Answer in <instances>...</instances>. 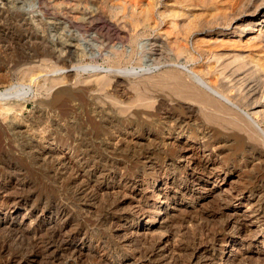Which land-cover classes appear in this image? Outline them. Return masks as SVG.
<instances>
[{
  "label": "rangeland",
  "instance_id": "1",
  "mask_svg": "<svg viewBox=\"0 0 264 264\" xmlns=\"http://www.w3.org/2000/svg\"><path fill=\"white\" fill-rule=\"evenodd\" d=\"M246 1L160 0V10L169 9L166 12L169 15L170 12L186 10V5L191 4L195 19L206 21L235 12ZM114 2L0 0V9L8 4V8L21 9L22 13L0 18L1 75L8 76L14 86L25 83L41 91V87L52 85L54 77L64 73L75 74L68 86H58L50 95L42 92L37 101L29 104L24 115L17 113L19 121L38 117L40 105L50 102L59 89L68 87L73 93H85L94 80L90 78L89 72L92 70L82 72L85 66L96 64L104 70H113L117 64L123 68L135 65L137 68L141 64L137 56L131 60L125 59L128 62L121 61L122 64L106 57L95 61L93 55L97 49L92 47L88 55L80 60H70L68 66L59 63L61 69H65L56 74L54 64L57 60L49 57L45 42L32 38L35 36L23 24L22 16L33 20L37 26H34L35 31L45 35V40H48L61 34L65 37L76 35L73 30L70 34L63 33L61 26H56L54 31L49 24L53 19L66 17L82 20L87 15L83 12L84 8L99 9L97 19L82 25L83 29L95 30L99 42L107 44L106 51H103L105 55L114 52L112 46L118 42V37L126 40V51L133 47L128 32L131 15L128 13L124 19V14L111 11L110 5ZM142 3L146 7L149 2L142 0ZM76 6H80L78 11L73 10ZM136 18L143 22L142 16L136 15ZM159 19L156 18L158 24L165 20L160 19L159 22ZM167 19L164 24L171 20ZM41 22L49 24L48 33L44 34ZM164 24V30L173 32ZM178 25L177 32H180L184 26L182 17L178 18ZM157 37V31L149 30L147 39L140 41ZM173 49L177 47L173 46ZM217 49L221 50L219 47ZM152 65V72H155L153 69L157 65ZM123 87L118 89L119 94H126L122 99L130 103L136 94L129 85ZM106 90L96 86L86 92V106L81 109L82 121L91 123L93 128L100 126L103 135L99 139L78 146L76 152L73 150L75 144L43 142L40 147L42 156L39 150H34L33 153L39 157L32 159L33 162L17 149V144H14L16 152L13 150V154L5 149L0 150V264H74L75 260L69 258V254L55 262L50 253H46L45 247H48L53 236L51 231L59 228L63 229L60 237L72 241L71 251L81 252H75L79 254L75 264H104L103 261H106L105 264H264V158L258 157L257 150L251 149L248 141L235 130L222 129L220 124H215L218 125L216 127L205 120L200 112H190L173 105L174 98L167 91L155 90L161 99L166 100V107H158L161 111L145 109L144 114L129 118L118 114L117 107L106 96ZM74 106L76 104L61 107L60 111L77 109ZM12 116L6 119L0 111V124L7 126ZM109 118L119 119L120 122L108 125L105 121ZM131 121L135 122L128 124ZM11 135L28 137L30 133L26 126H21ZM259 149L264 151L261 146ZM60 209L65 213L64 219L52 222L50 218L53 219Z\"/></svg>",
  "mask_w": 264,
  "mask_h": 264
},
{
  "label": "bare ground",
  "instance_id": "2",
  "mask_svg": "<svg viewBox=\"0 0 264 264\" xmlns=\"http://www.w3.org/2000/svg\"><path fill=\"white\" fill-rule=\"evenodd\" d=\"M90 1L94 2L97 0ZM114 1L115 2L111 3L110 5L111 11L117 14H124V19L126 18V15L128 13L129 15H131V27L129 28L128 32L129 34H131L130 37L132 38L133 47H129L127 51L124 47V43L126 42V40L118 37V42H116V44L112 46V50L114 52H108L107 54L103 55V51H106L107 44L99 42L100 38L96 34L97 32H95V30L91 31L88 29H83L84 25L82 24H85L86 21H93L96 16L100 14L99 9L84 8L83 12H85V14L87 15H85L82 20H75L65 17L64 19L60 20L53 19L54 21L52 23H49L54 31L56 29V26H61L63 33L70 34L73 30L76 34L73 37H65L63 34H61L58 38L54 37L45 40V35H42L39 32L35 31V27L37 26H35L33 20L22 16V22L27 28H29L30 33L35 36L32 38L45 42V47L47 51L49 50V57L51 59L57 60L56 64H54V73L56 74L63 72V69H65V67L61 69L59 63H62L63 66H68L70 60H74L75 58L80 60L81 57L88 55V53L93 50L92 47L97 49L94 55L92 54L94 60L97 58L106 57L109 60L115 59V61L118 60L121 63V61L123 60L127 61L125 59L131 60L136 56L139 57L141 64H138L137 68H135L136 65L134 67L131 66L123 68L120 66V64H117L116 66L114 65V68H112L113 70H110L109 68V70H104L105 68L101 66H95L96 64L93 66L88 65L82 68V72L86 73L92 70V72H89L90 78L94 79L92 82H90L86 92L93 90L94 88H96V86H100L104 90L108 88L109 90L107 89L105 91L106 96L113 102L114 106L117 107L118 114L120 116L134 118L135 116L144 114L145 109H152L153 111L157 110L158 112L161 111L162 107H166V100L164 98L161 99V96H159L160 94L157 95L159 92L155 93V90L160 89V91L162 90L163 92L167 91L169 92L171 97L174 98L173 102L175 103H173V105L180 108L183 107L190 112L196 113L198 111L208 122L214 125L220 124L222 126V129L226 128L229 130H235L236 132H238V134H242L241 137L245 138L248 141V146L253 150H257L258 157L264 158V151L262 149H259V146L264 148V0H248L245 3L242 2V5L239 4L240 7L236 8L235 5V12H229L230 14L225 13L221 15L222 17L219 14L218 16H220V18L217 17L216 19L214 18V20L210 18L211 20L208 19L206 21L195 19L196 17L193 16L192 13V11H194V9H192L193 5L191 4L186 5V10L183 9L182 11H177L173 14L170 12L169 15H167L166 12H168L167 10L169 9L165 8L166 10L161 12L160 6L162 3L160 2V0H148L149 3L146 6L147 8L143 7L144 4L142 3V0ZM4 5L5 6L0 9V18L3 15L22 14L20 11L21 9L19 10L15 7L8 8V4ZM165 5L169 7L167 3ZM174 6L172 7L173 10L175 8ZM231 6L233 7V5ZM79 9L80 6H76L73 10L78 11ZM48 11L49 10H47V12ZM136 15L142 16L143 22L137 19ZM180 17L184 19V26H182L180 32H177L178 28L180 27L178 25V18ZM156 18L165 20L167 18H170L171 20L166 23L167 25L164 24L165 20H161V23L158 24ZM49 24L41 22V26L44 29V34L46 32L48 33ZM163 24L166 25L167 28H171L173 32L169 31L168 29L164 30L162 27ZM149 30L157 31L159 33V37L153 40L149 38L150 40L141 42L142 40L140 41V39L146 38V35L148 34ZM83 31L84 33L81 34V32ZM127 36L129 35L127 34ZM163 37H165V39ZM208 37L211 39L207 40ZM244 37L247 38L245 39ZM212 40L214 41L211 42ZM173 46H175V48L177 47V49L174 50ZM217 47H219L221 50H218ZM235 47H244L245 49H237ZM2 49H4V47H2ZM152 63L157 65V67L153 69L156 70L155 72H152ZM74 75V73H64V75L62 76L54 77V79L52 80V85L41 87L40 91L39 89H36L33 85H24L25 83L19 86H14L9 81L8 76L0 74V111L6 119L13 115L11 117L10 124H8L7 126H3L2 124H0V150L5 149L6 152L12 153L13 150L16 148L14 147V144H17L19 147L17 149H20L21 152L26 156V158H28L29 160H34L35 157H39V155L33 153L34 150H39L38 152H40V155L42 156L40 147L43 142L51 141L54 144L57 143L62 145H67L69 143L75 144L76 147H74L73 150L74 152H76V150H78V146H81L86 142L88 143L92 140L99 139L101 135H103V131L100 129V126H98L99 128H93L91 127V123L82 121L81 109L86 106V92L82 94L73 93L68 87L57 90L50 102L42 103L40 105V115L38 117H35L28 121H19L17 113H21L24 115V112L28 108L29 104L37 101L42 95V92L50 95L58 86H68L71 83ZM76 75L80 76L81 74ZM123 85H129L131 91H134L136 94V98L130 103H126V101L124 100L125 98L122 99L123 97H125L126 94H119L118 89L123 87ZM123 88L126 89V87ZM71 104H76V106L74 107H77V109L74 108L73 110L67 109L63 112L60 111L61 107H70ZM134 109L138 110L134 111ZM178 112H180V110ZM110 113L112 114V112ZM15 114H17V116ZM167 117L170 116L168 115ZM135 121L128 122V124H132ZM105 122H108L107 124L111 125L113 123L120 122V120L109 118L106 119ZM189 124L190 123H188V125ZM43 125L44 128H42ZM21 126H26L28 128V133H30V135H27L28 137L11 135L12 132L14 133L15 131L19 130ZM153 127H155V125ZM34 133L38 134L36 135ZM98 142H100V140ZM44 144L46 145V143ZM15 150L14 153L16 152ZM115 151L117 150H114V152ZM165 151L166 150H164V152ZM21 152L19 151V154ZM140 153L141 151L138 152V154ZM50 155H52V153ZM48 156L49 155H47V157ZM44 159L42 160L44 161ZM44 169L45 168H43L42 170L44 171ZM64 217L65 213L61 212L60 209L57 210V213L55 214V216H53V219H50L52 220V222H58L64 219ZM51 232H53V236L50 238V243L47 244L48 247H45L46 253H50L49 256L53 260H55V262H59L58 258L60 259L62 256L69 254V258L74 259L76 263V260H79V257H77V255L79 254H76L75 252L81 253L80 250L71 251V249H73L71 248L73 246L71 243L72 241L60 237L63 232L62 228L57 229V231L55 230ZM194 251L196 250L194 249ZM100 263H102V261ZM103 263L105 264L106 261H103Z\"/></svg>",
  "mask_w": 264,
  "mask_h": 264
}]
</instances>
